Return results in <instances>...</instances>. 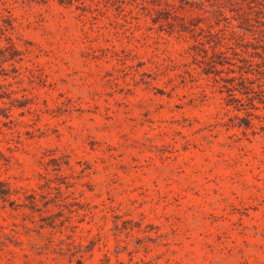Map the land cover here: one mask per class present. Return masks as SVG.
<instances>
[{
	"label": "rangeland",
	"instance_id": "1",
	"mask_svg": "<svg viewBox=\"0 0 264 264\" xmlns=\"http://www.w3.org/2000/svg\"><path fill=\"white\" fill-rule=\"evenodd\" d=\"M0 96V264H264V0H0Z\"/></svg>",
	"mask_w": 264,
	"mask_h": 264
},
{
	"label": "trees",
	"instance_id": "2",
	"mask_svg": "<svg viewBox=\"0 0 264 264\" xmlns=\"http://www.w3.org/2000/svg\"><path fill=\"white\" fill-rule=\"evenodd\" d=\"M16 51H12V53L10 54V58H6V57H3L4 59H5V61L6 60H12L16 55V53H15ZM2 56H4V55H2ZM231 81H233V79L231 80ZM232 88H234V86L232 85ZM2 97L0 96V99H1ZM2 114V113H1ZM3 116H5V117H7V115L5 114H3ZM12 195V191L10 190V188L7 186V184L6 183H4L3 181H0V199L2 200V201H4V202H6V201H9L10 202V200H9V197ZM10 203H13V202H10ZM32 204H33V202H32Z\"/></svg>",
	"mask_w": 264,
	"mask_h": 264
}]
</instances>
